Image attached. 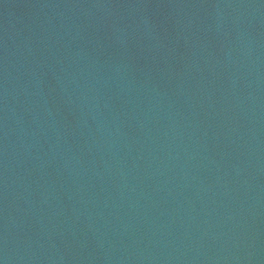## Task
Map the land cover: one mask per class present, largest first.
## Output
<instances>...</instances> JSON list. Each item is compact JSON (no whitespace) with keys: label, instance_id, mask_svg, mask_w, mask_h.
I'll use <instances>...</instances> for the list:
<instances>
[{"label":"water","instance_id":"1","mask_svg":"<svg viewBox=\"0 0 264 264\" xmlns=\"http://www.w3.org/2000/svg\"><path fill=\"white\" fill-rule=\"evenodd\" d=\"M0 264H264V0H0Z\"/></svg>","mask_w":264,"mask_h":264}]
</instances>
